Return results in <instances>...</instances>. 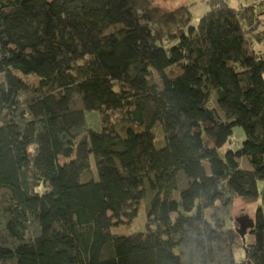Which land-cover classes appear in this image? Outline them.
I'll return each instance as SVG.
<instances>
[{
  "label": "trees",
  "instance_id": "trees-1",
  "mask_svg": "<svg viewBox=\"0 0 264 264\" xmlns=\"http://www.w3.org/2000/svg\"><path fill=\"white\" fill-rule=\"evenodd\" d=\"M262 4L0 0V264H264Z\"/></svg>",
  "mask_w": 264,
  "mask_h": 264
},
{
  "label": "rangeland",
  "instance_id": "rangeland-1",
  "mask_svg": "<svg viewBox=\"0 0 264 264\" xmlns=\"http://www.w3.org/2000/svg\"><path fill=\"white\" fill-rule=\"evenodd\" d=\"M151 5L157 7V16H159L158 21L156 22V27H162L165 31L171 30L170 28H176L177 23H180V20H178L177 23H171V25H164V23L161 22V16L166 14L167 12H170L172 10H175L179 6L186 5L191 13V21L190 24H195L198 19L210 9V2L211 0H149ZM262 1V13L257 15V19L255 20L254 25V32L262 31L263 37L259 40H255L253 42V47L257 51L264 52V0H225V3L229 7H240L242 5H250L253 3H259ZM121 25H114L109 28V32L116 31L117 29L121 28ZM245 30H247V26L244 27ZM172 42L164 41L162 43V46L165 48H168ZM35 76L29 75V78L35 79ZM264 77V75H263ZM85 118L87 119V123L90 128L96 126L95 122V115L94 112H86ZM160 126L158 123L154 125L153 130L155 133L154 138V144L157 148L162 145L161 140L159 139L158 135L156 134V127ZM95 129V128H94ZM244 139V131L242 127L236 126L234 128V134L233 139L231 142V147L233 149L239 148V145L241 141ZM240 167L243 169H251L250 163L247 161L245 157H241L238 159ZM258 189L261 190L264 187V181L260 180L257 183ZM38 190H42L41 187L37 188ZM261 206L264 210V199L263 197L258 196L257 199L253 202H243L241 200H235L233 203V209L231 213V218L229 217L226 219V227H231L236 225V220L240 218L242 215L248 218H252L254 216V212L257 206ZM147 218V211L144 205H140V208L138 210V213L134 220L132 222H128L124 225L115 226L113 230L116 233L120 234H129L134 231H142L145 229V221ZM234 256L237 261L243 257V249L236 248L234 251Z\"/></svg>",
  "mask_w": 264,
  "mask_h": 264
}]
</instances>
